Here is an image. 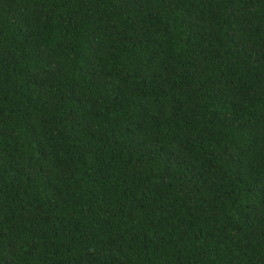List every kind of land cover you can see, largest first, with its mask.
Masks as SVG:
<instances>
[{
    "label": "trees",
    "instance_id": "obj_1",
    "mask_svg": "<svg viewBox=\"0 0 264 264\" xmlns=\"http://www.w3.org/2000/svg\"><path fill=\"white\" fill-rule=\"evenodd\" d=\"M0 264H264V0H0Z\"/></svg>",
    "mask_w": 264,
    "mask_h": 264
}]
</instances>
